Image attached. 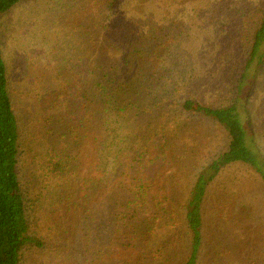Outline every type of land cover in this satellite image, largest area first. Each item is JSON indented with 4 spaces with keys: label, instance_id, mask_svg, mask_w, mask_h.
Wrapping results in <instances>:
<instances>
[{
    "label": "trees",
    "instance_id": "1",
    "mask_svg": "<svg viewBox=\"0 0 264 264\" xmlns=\"http://www.w3.org/2000/svg\"><path fill=\"white\" fill-rule=\"evenodd\" d=\"M26 1L0 0V28ZM60 2L71 39L44 46L53 66L9 62L0 29V264H264V229L248 234L264 198L243 185L264 180L247 111L264 0L239 9L237 42L217 54L191 52L184 32L131 49L133 0Z\"/></svg>",
    "mask_w": 264,
    "mask_h": 264
},
{
    "label": "rangeland",
    "instance_id": "2",
    "mask_svg": "<svg viewBox=\"0 0 264 264\" xmlns=\"http://www.w3.org/2000/svg\"><path fill=\"white\" fill-rule=\"evenodd\" d=\"M247 1L133 0V5L137 10L134 12L126 10L123 15L127 16L128 20H121L123 22L122 29L124 34L130 35V39H133L135 43L132 48L130 47L131 49L137 47L149 52L158 38L160 40L165 36L184 32L186 35L183 36V42L186 43L185 47L188 50L217 54L219 51L225 50L228 45H234L237 42L234 41L237 32L231 27L240 21L243 22L244 18H240L239 9L248 6ZM250 1L255 2L257 0ZM53 7H57L55 11H53ZM27 8L31 9L29 15H27ZM113 12H117V10ZM224 16L231 17V21L228 23L230 28L226 31L216 30V27L223 26ZM209 20L211 21L210 24ZM139 21L145 22L149 28L146 29L139 25ZM68 25L64 2L59 3V0H27L23 7L16 10L9 18L3 19L0 29L6 47L7 60L14 64L17 59L25 58L31 52H38L40 66L42 62L46 63L45 68H47V64L53 66L54 58L52 55L48 54V61L41 60V56L45 54L44 46L50 48L56 44L69 43L71 37L67 35ZM24 30H27V39L23 33ZM151 30H154V32H150ZM229 48L235 50L237 46H230ZM62 53L63 49L60 48L56 56L59 58ZM197 59L205 60V53ZM207 60L217 61L214 56H209ZM213 82L211 81L210 86ZM247 106L248 114L254 124L257 142L260 144L264 155L263 71L259 73L255 85H253ZM211 131L213 134L218 133L220 135L217 142H221L222 137H224L222 125L212 124ZM202 132H205V130ZM243 185L247 187L245 199L250 203L264 198V180L260 175L250 178L247 183L244 180ZM242 187L239 186L238 189L241 190ZM261 203L264 207L262 200ZM231 226L233 227L232 230L236 231L238 240L239 228L233 223H231ZM248 228L254 231L248 232L252 235L257 229L263 230L264 224L255 219L254 222L249 224ZM227 240L234 248L235 242L232 239ZM263 240V237L260 238V242L254 238V242L258 247H261L260 243Z\"/></svg>",
    "mask_w": 264,
    "mask_h": 264
}]
</instances>
